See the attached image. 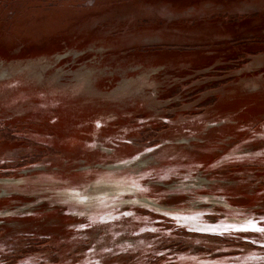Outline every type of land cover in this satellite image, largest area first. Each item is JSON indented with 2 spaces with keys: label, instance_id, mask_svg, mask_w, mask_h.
<instances>
[{
  "label": "rangeland",
  "instance_id": "obj_1",
  "mask_svg": "<svg viewBox=\"0 0 264 264\" xmlns=\"http://www.w3.org/2000/svg\"><path fill=\"white\" fill-rule=\"evenodd\" d=\"M252 224L264 0H0V264H264Z\"/></svg>",
  "mask_w": 264,
  "mask_h": 264
},
{
  "label": "bare ground",
  "instance_id": "obj_2",
  "mask_svg": "<svg viewBox=\"0 0 264 264\" xmlns=\"http://www.w3.org/2000/svg\"><path fill=\"white\" fill-rule=\"evenodd\" d=\"M112 181H114V179H108L107 177L103 178L101 180V183H100V181H98L96 186L93 187V191L92 192H86V191H81L80 190V192H71V193H69V196L71 198H76V199H78L80 201L83 200V202L91 203V202H94L95 200H97L98 198H100L102 196L103 197H108V196H110L112 194L129 191V190H132L134 188V185H131V184H127V183H124V182L114 183ZM145 200L149 201L148 199H145ZM152 204H154V203H152Z\"/></svg>",
  "mask_w": 264,
  "mask_h": 264
},
{
  "label": "snow or ice",
  "instance_id": "obj_3",
  "mask_svg": "<svg viewBox=\"0 0 264 264\" xmlns=\"http://www.w3.org/2000/svg\"><path fill=\"white\" fill-rule=\"evenodd\" d=\"M251 228L254 229L255 231L264 233V228L256 227L254 224L251 225ZM243 230L247 231L249 229L248 228H244Z\"/></svg>",
  "mask_w": 264,
  "mask_h": 264
}]
</instances>
